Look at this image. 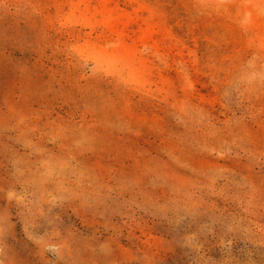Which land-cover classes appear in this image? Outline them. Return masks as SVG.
Returning <instances> with one entry per match:
<instances>
[{"label": "rangeland", "instance_id": "obj_1", "mask_svg": "<svg viewBox=\"0 0 264 264\" xmlns=\"http://www.w3.org/2000/svg\"><path fill=\"white\" fill-rule=\"evenodd\" d=\"M264 264V0H0V264Z\"/></svg>", "mask_w": 264, "mask_h": 264}, {"label": "crops", "instance_id": "obj_2", "mask_svg": "<svg viewBox=\"0 0 264 264\" xmlns=\"http://www.w3.org/2000/svg\"><path fill=\"white\" fill-rule=\"evenodd\" d=\"M126 261V258L123 257H112L111 259H105V258H101L99 260H91L89 259L88 261H86L85 264H124ZM76 264H80L77 262L76 260ZM139 264H144V262H140Z\"/></svg>", "mask_w": 264, "mask_h": 264}]
</instances>
